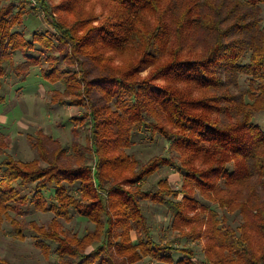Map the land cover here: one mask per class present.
Masks as SVG:
<instances>
[{"label": "trees", "instance_id": "obj_1", "mask_svg": "<svg viewBox=\"0 0 264 264\" xmlns=\"http://www.w3.org/2000/svg\"><path fill=\"white\" fill-rule=\"evenodd\" d=\"M26 5L0 7V88L6 64L20 81L36 67L58 86L50 103L81 113L69 146L39 132L35 159L2 154L0 223L55 264H264V0H58L52 30L30 38L14 30ZM141 134L168 156H130ZM161 169L180 187L164 176L144 190ZM141 201L163 208L177 237L155 241ZM31 211L52 218L27 223ZM74 217L92 228H64Z\"/></svg>", "mask_w": 264, "mask_h": 264}, {"label": "rangeland", "instance_id": "obj_2", "mask_svg": "<svg viewBox=\"0 0 264 264\" xmlns=\"http://www.w3.org/2000/svg\"><path fill=\"white\" fill-rule=\"evenodd\" d=\"M8 1L0 0V7ZM14 1L16 5L27 4L21 24L15 26L14 30L21 31L28 38L34 31L52 30L47 12H50L52 5L58 3V0H39L40 9L32 8L23 0ZM30 8L35 10V13H28L27 10ZM23 61V56L16 54L12 58L13 67H17ZM5 67L7 75L2 79V87L0 88V160L3 158V153L22 162L35 159L36 154L30 142L39 132L59 139L64 146H69L72 141L70 118L79 116L81 110L72 106L50 103V95L52 91L58 89V86L49 85L42 81L36 67H32L28 71L24 81H20V78L15 75L10 64H6ZM146 73L143 72L141 75L145 76ZM254 123L264 132V112L255 116ZM79 141L83 142L82 134ZM134 141V146L127 150V153L141 163L153 156H168V145L161 138L150 140L148 135L141 134L135 136ZM164 176L168 177L174 189L180 187L181 179L175 170L161 169L144 183L143 189H149ZM140 204L152 228L155 241L166 242L177 237L175 232L169 230V217L163 208L145 201H141ZM10 215L15 216L13 213ZM23 218L27 223L35 222L38 225H46L51 220L52 215L31 211ZM230 223L237 226L239 218L237 216L231 217ZM62 225L79 236L83 235L87 229L92 228L85 219L79 217H74L68 223L63 222ZM12 228L8 220H3L0 223V258L11 264H55L54 256H50L48 259L44 258L39 250L34 248L29 236L26 235L24 240H20L13 235ZM174 245L182 248L185 247L186 243L181 240L176 241ZM189 246L192 247L195 258L202 261L203 242H193ZM180 257L181 254H174L175 260ZM137 264L160 263L145 258Z\"/></svg>", "mask_w": 264, "mask_h": 264}, {"label": "built area", "instance_id": "obj_3", "mask_svg": "<svg viewBox=\"0 0 264 264\" xmlns=\"http://www.w3.org/2000/svg\"><path fill=\"white\" fill-rule=\"evenodd\" d=\"M23 1L31 5L32 8L40 9L38 5L39 0H23Z\"/></svg>", "mask_w": 264, "mask_h": 264}]
</instances>
